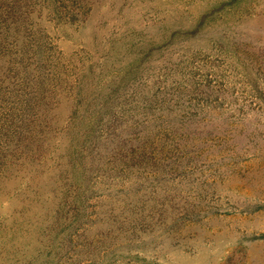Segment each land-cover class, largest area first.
Returning a JSON list of instances; mask_svg holds the SVG:
<instances>
[{"label":"rangeland","instance_id":"1","mask_svg":"<svg viewBox=\"0 0 264 264\" xmlns=\"http://www.w3.org/2000/svg\"><path fill=\"white\" fill-rule=\"evenodd\" d=\"M0 264H264V0H0Z\"/></svg>","mask_w":264,"mask_h":264}]
</instances>
